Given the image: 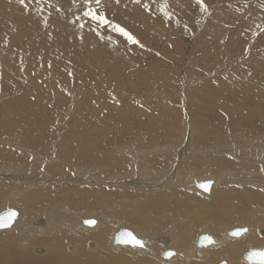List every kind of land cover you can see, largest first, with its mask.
I'll return each mask as SVG.
<instances>
[{"label": "rangeland", "instance_id": "obj_1", "mask_svg": "<svg viewBox=\"0 0 264 264\" xmlns=\"http://www.w3.org/2000/svg\"><path fill=\"white\" fill-rule=\"evenodd\" d=\"M203 2L207 8L204 12L195 0H140L139 3H134L133 0H101V7L95 5V0H91L90 5L86 4L85 0H25L23 5L17 0H0V149L9 150L20 157L19 161L9 162L12 163L11 170L0 168V183L15 181L19 184L5 193L10 196L17 192L11 204H5L4 195L1 196L0 210L6 205L20 212L25 206L28 207L30 197H25L24 194L30 192L33 185L29 181L17 180L18 176L14 174H27L28 169L33 167L35 176H41V173L46 176V179H34L38 186H59L64 184L63 182H69L70 186L77 188L76 192L64 193L65 195L56 193L54 198L52 194V197L39 196L36 186L31 191L34 193L30 196L36 197L44 209L51 210L47 205L52 201L56 202L59 206L57 208L56 205V211L61 214L60 217L56 216L58 220L75 219L76 216L72 212L97 208L102 205L101 200L105 202V199L101 198V192L107 193L114 187L125 194L128 192L118 199L122 204H130L129 208L121 206L122 209L128 210L131 206H138L141 201L139 196L144 195L145 191L151 197L155 193V187L159 191L173 187L170 199L175 201L172 202L174 207L181 206L178 217L182 219L171 220L174 222L172 226L168 224L165 229H158L154 221L148 224V228L142 227L146 226L142 219L143 213H137L134 218L125 215L114 217L109 223L108 244L113 246L111 248H128L111 243L112 232L118 227L132 229L138 237L145 240L144 248L154 251L157 248L161 251L169 247L176 252H186L178 249L175 241L167 246L159 241L160 237L168 233L167 236L173 238L172 231L176 234L180 229L191 235L184 244L186 248L193 245L195 236L201 231H208L213 235L209 229L214 227L215 231L219 235L222 232L223 236L226 228L247 227L244 223L249 222L252 225L250 234L254 233L253 236L264 239V200H258L254 194L249 196L248 193L264 192V0ZM162 4L166 5V11L169 13L167 17L160 11ZM88 6L97 8L98 13L103 10L107 19L124 27L139 44H129L110 27L101 28L90 18L84 17L83 11ZM48 111V115L43 114ZM18 112L26 113L27 117L19 115ZM37 123L38 126L32 129L31 133H36V129L42 126L47 134L50 133V137L44 138L42 147L37 146L36 142L31 143L32 145L26 144L18 140L17 135L3 138L6 134L9 135L7 131L15 133L19 128L22 131L26 127V131L30 132ZM136 126H140L142 130L133 132L132 135L130 131ZM120 128H129L130 135L134 137L131 141L124 137V140L128 139L129 147L123 146L125 149L122 151H118L117 147H110L112 143L105 140V136H109L107 132L115 133ZM70 130L80 131L91 141L102 143L100 141L105 140L103 144L110 145L105 148V156L110 158L112 155V160L106 159L108 164L101 161V165H94L83 162L75 153L73 160L63 161L65 158L61 156L64 151L62 146L69 143H64L69 134L74 137L70 139L72 145H77L80 150L87 147L85 149L91 151L92 144L87 141L85 143L82 137L70 133ZM200 137L204 140L200 141ZM82 142L85 145L81 144ZM149 144L158 149H165L154 152L150 158L144 157L148 167L139 162L138 168L132 169L130 161H125L128 164L127 167L123 166V170L129 167L130 171L128 173L127 169V174L130 175L127 180L131 181L136 177L141 180V174H145L148 180L155 182L160 176L163 178L162 185L171 177L168 179L169 184H164L165 187L159 184L150 187L151 189L138 186L143 190L142 193L139 191L138 196L139 189L134 187L132 190L130 186H123L126 178L117 176L116 166L121 164L117 161L127 154L132 158V150L140 146H150ZM234 146L238 149L233 151ZM2 152L0 151V155H3ZM159 156L166 157L167 160L161 162L158 160ZM220 158L227 160V163H209L211 160L219 162ZM24 163L27 166L19 171L16 166ZM54 164L63 166L61 170L64 172L55 173L47 169ZM102 165L115 166L116 169L105 174L102 169L101 172L98 170ZM84 167L89 169L82 172ZM218 176H221V179L213 189H230V192L226 191L223 195L224 198L221 196L222 200L218 195L219 190L206 196L197 188L191 187L197 178ZM240 190H246V193H240ZM184 194L211 200L210 203L214 205L207 204L206 207L203 204H193L194 202ZM135 196H138V199ZM79 198L97 202L83 208L86 204L80 202ZM131 199L137 201L129 203ZM112 207L110 212L116 209ZM233 207L241 209L237 211L238 214L241 213L236 220L229 219L223 213V210L232 212L230 210H234ZM102 210L100 207V213L110 216V212L108 215L106 210ZM259 210L262 211L263 217L254 220L252 216H256ZM92 215L84 218L95 217L97 221L96 215ZM41 216L40 211L35 212L32 215V224L42 226L43 224L36 223L37 220L43 222ZM188 216H192V219ZM217 216L222 221L217 220ZM212 217L214 219H211ZM124 220L132 225L120 224ZM212 220L217 224H208ZM258 221L262 222V226L258 225ZM171 227L174 230L171 231ZM140 229L154 233L147 235ZM4 230L6 229L0 232H7ZM247 236L230 239L224 235L226 241L232 243ZM40 246L36 248L44 251V247ZM255 247H264V244L247 245L231 252L229 250V253H220L212 259H201L193 252L187 261L189 264H215L221 259L233 260L228 255L231 253L232 256V251H236L238 256L236 255L235 259L238 262L234 264H255L246 263L242 259L246 251ZM158 251V260L155 262L164 264V258L160 257L161 252ZM174 259L178 262L185 261L181 255ZM169 262L171 261L168 260V264Z\"/></svg>", "mask_w": 264, "mask_h": 264}, {"label": "bare ground", "instance_id": "obj_2", "mask_svg": "<svg viewBox=\"0 0 264 264\" xmlns=\"http://www.w3.org/2000/svg\"><path fill=\"white\" fill-rule=\"evenodd\" d=\"M130 26H131V23H130ZM69 41V40H68ZM67 43V42H66ZM61 44V43H60ZM63 44V43H62ZM68 44V43H67ZM70 44V43H69ZM67 47V46H66ZM29 49V48H27ZM157 59V58H156ZM90 60V59H89ZM148 60V58H147ZM84 75V74H83ZM72 79V78H71ZM90 79V78H89ZM97 84V83H96ZM147 87V86H146ZM77 96V95H76ZM74 100V99H73ZM19 101V100H18ZM100 101V100H99ZM21 103V102H20ZM131 104V103H130ZM7 107V106H6ZM10 108V106H9ZM8 108V109H9ZM30 108V107H29ZM12 109V108H10ZM16 111L18 110L17 108H15ZM6 110V109H5ZM1 112V111H0ZM20 113V112H18ZM6 114V112H5ZM45 115H48L49 114V111L48 112H45L43 113ZM134 114V113H133ZM2 115V114H1ZM0 115V116H1ZM7 115V114H6ZM19 115H22L24 117H27L26 116V113H20ZM36 115V114H35ZM5 116V115H3ZM11 116V115H10ZM38 116V115H37ZM42 116V115H40ZM7 117V116H6ZM33 118H36V117H33ZM32 118V119H33ZM41 118V117H40ZM43 118H44V115H43ZM13 119V118H12ZM9 120V119H8ZM4 122V121H3ZM8 122V121H7ZM35 122V121H34ZM1 123V121H0ZM11 123V122H10ZM248 123V122H247ZM2 124V123H1ZM4 124V123H3ZM26 125H27V122H26ZM33 125V124H31ZM38 126V123L36 125H33V128H28V130L30 129V132L26 131V127H24L21 130L18 129V132H13V133H9L8 131L6 133H8L9 135H5L3 138H10L12 136H16L18 138V140H22L24 143L26 144H29V145H32L31 143L34 144V142H36V145L39 146V147H42L43 145V141H44V138L45 137H50V133L47 134V131H45V127L42 126V127H39L38 129H36V133H31L32 129L34 130L35 127ZM76 128V126H75ZM124 128V127H123ZM130 128V127H129ZM117 129V132L115 133H109V136H105V140H108L109 142L112 143V146H109L110 147H117L118 148V151H122L124 150L123 149V146L125 147H129V144L127 143V140L128 141H131L134 137L132 136L133 132H136L138 133L139 131L142 130V128L139 126L136 128L132 127V130L130 131L132 135H130V132L129 130L130 129ZM8 129V128H7ZM85 129V128H84ZM83 129V130H84ZM89 129V128H88ZM107 129V128H106ZM148 129V128H147ZM93 130V129H92ZM116 131V129H114ZM14 131V130H13ZM56 131V130H55ZM88 132H90V130H86ZM95 131V130H93ZM103 132V131H102ZM144 132V131H142ZM178 132V131H177ZM5 133V132H4ZM70 133H75L76 136H80V138L82 137L83 140H85V143L86 141L91 143L92 146L91 147V151L88 152V150H86L85 148L87 147H83L84 149L80 148L77 146V145H72L70 143V139L74 138V137H71L70 134L67 135L65 137V142H69L67 144H64L62 146V148L64 149V151L62 152L63 154L61 156H63L62 158L64 159L63 161L65 162H70V160H73V157H74V154H78L80 156V160H82L83 162L85 163H94V165L96 164H100L101 161H105L106 162V159L111 161L112 160V155L110 156V158L108 156H105L106 151H105V148L108 146V145H105L103 144V142L105 141L103 138L104 141H101L102 143H99L97 141H91V140H88L89 137L87 136H83L80 131H76V130H70ZM84 133V132H83ZM106 134V132H104ZM146 133V132H145ZM148 133V132H147ZM215 133V132H214ZM52 134V132H51ZM125 134V135H124ZM209 134V133H208ZM98 135V134H97ZM103 135V134H102ZM148 135V134H146ZM183 135V134H182ZM99 136V135H98ZM135 136V135H134ZM184 136V135H183ZM202 136V135H201ZM103 137V136H102ZM124 137L128 138L126 140H124ZM142 137V136H141ZM146 137V136H145ZM52 138V137H51ZM100 138V137H99ZM136 138V137H135ZM190 138V137H189ZM201 140L200 141H203L204 139L202 137H200ZM199 138V139H200ZM139 139V138H138ZM149 139V138H148ZM187 139V138H186ZM136 140V139H135ZM146 140V139H145ZM189 140V139H188ZM74 141V140H73ZM81 141V140H80ZM234 142V141H233ZM79 143V142H77ZM184 143V142H183ZM197 143V142H196ZM74 144V143H73ZM81 144H84V142H82ZM126 144V145H125ZM138 145V142L136 143ZM135 144V145H136ZM66 145V146H65ZM80 145V144H78ZM85 145V144H84ZM132 145V144H131ZM130 145V147H131ZM147 145V144H146ZM150 145V144H149ZM184 145V144H183ZM222 145V144H221ZM89 146V144H88ZM237 146V145H236ZM234 146L232 149L233 151L234 150H237L238 148ZM241 146V145H240ZM82 147V145H81ZM134 147V146H133ZM141 147V146H140ZM138 148L137 149H134V151L132 150V158L129 157L130 154H127L125 155V157H122V159L120 160L118 158V161L119 163H121L120 165L115 166L114 167H108V166H104L102 165L101 168H99L98 170H100L101 172V169L103 171V173H111L112 171H114L115 169L118 171V175L117 176H120L119 178H126V180L124 181L123 183V186H130L132 187V190L133 188H137L139 189L140 186H145V187H153L155 185H160L161 187L164 186L165 183H167V185L169 184L168 182L170 180H168L167 178V181H164L163 184L161 185V182H162V177H159L156 178L155 182L152 181V180H148L145 176V174H141V176L143 177H140L142 178L141 180L139 179L138 180V177H136V179L134 180H131V181H128L127 180V176L130 177V175L127 174V168L126 170H123L125 169L123 166H126V164H128V162H125V161H130V168L132 169H137L138 168V164L139 162H141V164H145L146 167H148V164H146L145 159L146 157L147 158H150L151 155L154 154V152H159L160 150L162 149H158V148H155V146H147V147H143V148ZM189 147V146H188ZM96 148V149H95ZM171 151L173 150V147H171ZM24 149V148H23ZM101 149V150H100ZM165 149V148H164ZM163 149V150H164ZM182 149V147H181ZM79 150V151H77ZM86 150V151H85ZM108 150V149H107ZM162 150V151H163ZM0 151H3L2 154L3 155H0V159L2 158H6V159H3L2 161H0V165H3L5 164L4 166L0 167V168H4V169H10V165L12 164H9V162H16V161H19L20 160V157L16 156L15 154H12L11 152L6 151L4 149H0ZM109 151H112V150H109ZM116 150H113L112 152H115ZM185 151V150H184ZM215 151V149H214ZM167 152V151H166ZM180 152V151H179ZM237 152V151H236ZM111 153V152H110ZM121 153V152H120ZM123 153V152H122ZM178 153V152H177ZM249 153V152H248ZM113 154V153H112ZM165 154V153H164ZM123 155V154H122ZM162 155V154H160ZM164 156V155H163ZM184 156V155H183ZM250 156V155H249ZM45 157V156H44ZM69 157V158H67ZM145 157V158H144ZM49 158V157H47ZM109 158V159H108ZM221 159V158H220ZM75 160V159H74ZM120 160V161H119ZM152 160V159H150ZM149 160V161H150ZM157 160V159H156ZM158 160L161 161V162H164L166 159V157H162V156H159L158 157ZM157 160V161H158ZM215 160V159H214ZM222 160V159H221ZM218 160L219 162H215L214 161H209L210 164H215V165H222L221 163H227V160ZM124 161V163H122ZM72 162V161H71ZM7 163V164H6ZM107 163V162H106ZM109 163V162H108ZM107 163V164H108ZM116 165V164H115ZM19 166H23V167H19ZM27 166V164H21V165H18L16 166V168L19 169V171L21 170L20 168H25ZM150 166V165H149ZM30 167V166H29ZM61 167L63 166H57V164H54L53 166L50 165L49 168V171L51 172H59V171H63V169L61 170ZM86 167V166H85ZM83 169L82 172H85L86 169H89V168H85ZM91 167V166H90ZM94 167V166H93ZM100 167V166H99ZM127 167V166H126ZM64 168V167H63ZM15 169V168H13ZM16 170V169H15ZM40 170V169H39ZM80 170V169H79ZM97 170V171H98ZM112 170V171H111ZM32 171V172H31ZM81 171V170H80ZM79 171V172H80ZM155 171V170H153ZM27 172V171H26ZM34 170H33V167H30L28 169V172L27 174L26 173H18V174H14L15 176H18L17 177V180L19 181H29L31 182V185H33V189H34V186L36 190H38V193H39V196H44V197H48L51 196V194L53 195V198L55 196V194H66V193H70V192H76V187H73V186H70V183L69 182H63L64 184H60L59 186L55 185V184H49V185H39L38 186V183L36 182V180L34 179H38V178H41L43 177V179H46L45 175L43 173H41V176L40 175H36L33 174ZM64 172V171H63ZM78 172V173H79ZM99 172V171H98ZM12 173V172H11ZM54 173V174H55ZM76 173V172H75ZM128 173H130L129 169H128ZM132 173V171H131ZM136 173V172H134ZM133 173V174H134ZM158 174V172H156ZM58 174H61V173H58ZM92 174V173H91ZM137 174V173H136ZM140 173L138 172V175ZM226 174V173H225ZM223 174V176L225 175ZM230 174V173H228ZM248 174V173H247ZM3 175H7V174H3ZM9 175V173H8ZM28 175V176H27ZM57 175V174H56ZM161 175V174H160ZM222 175V174H221ZM232 175V174H231ZM12 176V175H10ZM78 179L81 177V174L78 175ZM38 177V178H36ZM226 178V177H225ZM14 179V178H13ZM28 179V180H27ZM31 179V180H29ZM58 179V178H57ZM77 179V178H76ZM203 180V179H207V178H197L195 179L193 182H192V185L191 187H193L194 189L197 188L196 187V182L199 181V180ZM212 185H211V188H210V192L209 193H205L201 190L198 189V191L200 192H203L204 195L206 196H209L211 195L213 192L219 190V198H221V196L223 197V195H225L226 191L230 192L229 190H226L224 188H221V187H218L216 188L215 190L213 189L214 186L216 187V184H217V181H219L221 179V176H218L216 178H212ZM69 180V179H68ZM89 180V179H87ZM6 181V180H5ZM38 181V180H37ZM41 181V180H40ZM143 183H146V185H144ZM254 184V183H253ZM256 184V183H255ZM119 185H122V184H119ZM166 185V184H165ZM19 184L18 183H15L14 182H11V181H6V182H3V183H0V198L2 195L3 196V200H4V203H10V202H13V198L14 196H16V193L17 192H14L12 193L10 196H6L5 193H8L10 192L11 190H13L14 188L18 187ZM139 186V188H138ZM165 187V186H164ZM123 188V187H121ZM120 188V189H121ZM170 188V187H169ZM166 189L165 191L164 190H161V191H164V192H161L159 190L156 189L155 187V193H153V195L150 197V195L146 194L147 192L145 191L143 194L144 195H141L139 196V191L142 193L143 190H137L138 193L137 195L139 196V200L141 198V201H139L138 203V206H131V209L128 210V209H122L121 206H124L128 208L130 207L129 205H127V203H124L122 204V202L120 203V201L118 200L119 198L123 197L125 193H123V191H120L119 189H116L114 187L111 188V190H108V192L106 193V191L104 192H101L103 193V197H101L102 199H105V202L103 200H101V204L100 206H98L97 208H90V209H80L78 211H75V212H72V214L74 216H76L75 219H64V220H58L56 218V216L60 217L61 214L56 211L58 209H56V205L55 204L56 202H53L52 203H49L47 206L51 208V210L47 209V208H43V206H41V204H39L38 202V199L36 197H32L30 195H33L34 192H31L32 190H30V192L24 194V196H29L27 197L29 199V202L30 204H28V207L25 206V208H23V211L20 212L18 211V214L12 224V226L10 228H6V230L4 231H7V232H0V264H156V259L158 260L157 258V253L156 251H158V248L156 251L153 250H149V249H145V248H134L130 245H122V246H128L127 249H122V248H111L113 246H109L108 244V236L110 234V231H109V223L110 221L114 220L113 218H117V217H120L122 215H125L127 217H130V216H136L137 213H143L144 214V217L142 218L143 219V223L146 224V226H142L144 228H148V224L151 223V221H154L155 222V226L156 228L158 229H165L166 227H168V224H173L174 222L171 221V220H177L178 218L179 219H182L181 217H178V214L179 213V207H174L173 206V203H175V201H173L172 199H170V192L172 191V188L170 189ZM85 189V188H84ZM101 189V188H100ZM151 189V188H150ZM35 190V191H36ZM131 190V189H130ZM136 190V189H135ZM89 191V190H88ZM96 191V190H95ZM103 191V190H102ZM128 191V190H127ZM125 191V192H127ZM178 191V190H177ZM181 191V190H180ZM234 191V190H231V192ZM91 192V191H90ZM94 192V191H93ZM99 192V191H98ZM161 192V193H159ZM243 193L245 192L246 193V190H240V193ZM37 193V195H38ZM79 193V192H78ZM81 193V192H80ZM84 193V192H83ZM86 193V192H85ZM128 193V192H127ZM127 193L125 195H127ZM132 193V192H131ZM135 193V192H134ZM181 193V192H180ZM248 193L249 196H253L254 194V197L258 198V200H264V192L262 193V191H257L256 193H253L251 191H249ZM64 194V195H65ZM72 194V193H71ZM99 194V193H98ZM130 194V193H129ZM214 194V193H213ZM244 194V193H243ZM18 195V194H17ZM92 195V194H91ZM94 195V194H93ZM131 195V194H130ZM129 195V197H130ZM136 195V193H135ZM186 196V198H188L189 200L192 201L193 204H203L204 206H206L207 204H210V205H214L212 203H210L211 200H204V199H201V198H195V197H192V196H189L188 194H184ZM192 195V193H191ZM20 196V195H19ZM36 196V195H34ZM72 196V195H71ZM74 196V195H73ZM80 196V195H78ZM138 196H135L136 198ZM248 196V198H249ZM52 197V196H51ZM69 197V196H68ZM88 197V196H87ZM91 197V196H89ZM204 197V196H203ZM83 198V197H82ZM131 198V197H130ZM133 198V197H132ZM152 198V199H150ZM208 198V197H207ZM224 198V197H223ZM45 199V198H44ZM43 199V200H44ZM51 199V198H50ZM56 199V198H55ZM125 199V198H123ZM122 199V200H123ZM138 199V198H137ZM212 200H214L212 198ZM218 200V199H217ZM222 200V198L220 199ZM1 201V199H0ZM57 201V200H56ZM79 201L80 202H83L86 204V207H83V208H88L89 206L94 205L96 204V202L94 203L93 200H88L86 201V198L84 199H80L79 198ZM86 201V202H85ZM100 201V200H99ZM132 201H137L136 199H131L129 201L132 202ZM216 201V200H214ZM224 201V200H223ZM26 202V201H25ZM173 202V203H172ZM217 202V201H216ZM215 202V203H216ZM27 203V202H26ZM25 203V204H26ZM133 203V202H132ZM135 203V202H134ZM179 203V202H178ZM244 203V202H243ZM247 203V202H246ZM11 204V203H10ZM100 204V203H99ZM217 204V203H216ZM220 204V203H219ZM222 204V203H221ZM13 205V204H12ZM62 205V204H61ZM83 205V204H82ZM58 206V205H57ZM70 206V205H68ZM114 207L116 209H114L113 211H109V209L111 207ZM217 206V205H216ZM220 206V205H219ZM7 207V205H6ZM62 207V206H61ZM100 207L101 209H103L104 211L106 210V213H108L109 215V212H110V216H105V214L103 215L102 212L100 213L99 210H100ZM112 207V209H113ZM207 207V206H206ZM59 208V206L57 207ZM70 208V207H69ZM78 208V207H77ZM215 208V207H214ZM222 208V207H220ZM261 208V207H260ZM4 209V208H3ZM61 209V208H60ZM65 209V208H64ZM205 209V208H204ZM207 209V208H206ZM225 209V208H224ZM234 209V207H233ZM244 209V208H243ZM264 209V208H263ZM102 210V211H103ZM209 210V209H208ZM215 210V209H214ZM217 210V209H216ZM241 210L240 208L237 209L235 208L234 210H230L232 212H226L225 210H223L224 212V216H227L229 219H233V220H236L237 216L240 217V213L238 214L237 211ZM1 211V210H0ZM37 211H40L42 216L41 218H43V222L42 221H39L37 220L36 223L37 224H43L42 226H36V225H33L31 220H32V215L37 212ZM210 211V210H209ZM220 211V210H219ZM218 211V212H219ZM252 211V210H251ZM260 211V210H259ZM216 212V211H215ZM192 213H194L192 211ZM204 213V212H203ZM217 213V212H216ZM254 213V212H253ZM20 214V216H19ZM71 214V213H70ZM96 215L97 217V221L94 218H84V216H88V215ZM207 214V213H206ZM205 214V215H206ZM92 215V216H93ZM188 215V213H187ZM186 215V217H187ZM263 213L262 211L258 212L256 214V216H252L254 217V220H258L260 217H263L262 216ZM143 216V215H142ZM196 216V215H195ZM200 216V214H199ZM209 216V215H208ZM91 217V216H90ZM139 217H141V215H139ZM192 216H188V218L190 219ZM210 217V216H209ZM134 218V217H133ZM137 218V217H136ZM195 218V217H194ZM199 218V217H198ZM201 218V217H200ZM226 218V217H225ZM243 218V217H242ZM246 218V217H245ZM264 218V217H263ZM262 218V219H263ZM84 219H94L96 221V223L92 226H88V227H92V228H85V225L84 227H82L81 225H84L83 223V220ZM139 219V218H138ZM178 219V221H179ZM192 219V218H191ZM209 219V218H208ZM211 219H214L213 217ZM217 220H221L218 216L216 218ZM241 219V218H240ZM250 219V218H249ZM205 220V219H204ZM247 220V219H246ZM245 220V221H246ZM253 220V219H252ZM139 221V220H138ZM145 221V222H144ZM177 221V222H178ZM182 221V220H181ZM185 220H183L184 222ZM195 221V220H194ZM222 221V220H221ZM220 221V222H221ZM244 221V220H243ZM249 222V220H247ZM246 221V222H247ZM259 222V221H258ZM120 223V222H119ZM140 223V222H139ZM191 223H193L191 221ZM198 223V220L197 222ZM120 224H129V225H132L130 222L124 220L122 221ZM182 224V223H181ZM208 224L212 225V224H217L216 222L214 223V221H210ZM220 224V223H219ZM243 224V223H242ZM253 224V223H252ZM154 225V224H153ZM180 225V224H179ZM184 225V223H183ZM197 225V224H196ZM199 225V223H198ZM244 225H248L247 226V229L248 231L246 233H244L243 235L241 236H238V237H231V236H228L227 235V231L228 229H230L231 227H228L224 230V235L225 237L227 238H230V239H235V238H239V237H243L245 235H248L246 238L242 239V240H239L238 242H235V243H232V242H229V241H226V238L224 237V235L222 236V232L220 233L221 235H219V233H217L215 231L216 228L214 227H211L209 230L213 233V235L210 233V235L212 236L213 238V243L207 245V246H204V247H198L196 245V242H197V239L199 237L200 234L202 233H207L209 234L208 231H201L199 232L194 240H193V245L186 248L184 246V244L189 240V238H191L190 234L189 233H185V231H182L183 229H180V232L178 233H173L172 230H174V226L171 227V231H172V235H173V238H170V236H167V235H164L162 237L159 238V241L161 240L162 243H166L165 245H169L170 242L172 241H175L176 243V246L178 249L180 250H186V252L184 253H180L179 250L176 252L175 250L174 251V256L169 258V260L171 262H169V264H180V261H181V264H189V261H187L188 257L191 256V254L194 252V253H197L199 257H201V259H212L214 256H218L220 253H223V252H226V253H229V250L231 252V250H238L240 247H243V246H247V245H258V244H264V239L263 238H258V236H253L254 233H251L250 234V222L249 223H244ZM260 226H262V222L259 224ZM172 226V225H171ZM181 226V225H180ZM189 226V225H188ZM140 227V226H139ZM254 227V225H253ZM121 227H118L116 230H114L112 232V235H111V243L114 244V245H121V244H115L113 239H114V234L115 232ZM127 228V227H126ZM222 228V227H221ZM252 228V227H251ZM263 228V227H261ZM260 228V229H261ZM130 229V228H129ZM176 229V227H175ZM178 229V228H177ZM132 230V229H131ZM142 231H145V233L147 235H152V233H154L153 231H146L145 229H140ZM179 230V229H178ZM220 230V229H219ZM252 230V229H251ZM133 231V230H132ZM136 231V230H135ZM257 231V229H256ZM134 232V231H133ZM140 232V231H139ZM262 232V231H261ZM264 232V231H263ZM39 233V234H38ZM136 234V232H134ZM163 233V232H162ZM137 235V234H136ZM159 236V235H157ZM156 236V238H157ZM148 237V236H147ZM143 238V237H142ZM140 238V239H142ZM149 238V237H148ZM155 238V237H154ZM144 239H146V237H144ZM143 240V239H142ZM151 240V239H150ZM153 240V239H152ZM145 241V240H144ZM156 241V240H155ZM110 242V241H109ZM146 243V242H145ZM149 243V241H148ZM38 245H41L44 247V251L40 249H38V247L36 248V246ZM147 245V244H146ZM156 245V244H155ZM154 245V246H155ZM40 246V247H41ZM130 246V247H129ZM39 247V248H40ZM42 248V247H41ZM153 248V247H152ZM210 248V249H209ZM256 248V247H255ZM258 248V247H257ZM260 248H264V247H260ZM169 250L171 248L169 247H165L164 249H162L161 251H158L162 253V251H165V250ZM251 249V248H250ZM37 250V251H36ZM247 252V251H246ZM245 252V253H246ZM159 253V254H161ZM236 251H232V256H231V253L230 256L233 260H230V258L228 259H225L226 260V264H234L235 262H238L235 257L238 256V254H235ZM238 253V251H237ZM240 253V251H239ZM244 253V255H245ZM196 254V255H197ZM177 255H181L184 257L185 261H182V260H179V262L177 261V259H174ZM237 255V256H236ZM243 255V256H244ZM160 257L163 258V256L161 255ZM179 257V256H178ZM181 259V258H180ZM190 259V258H189ZM243 261H245L246 263H248L244 257L242 258ZM222 260V259H221ZM158 262V261H157ZM185 262V263H184ZM206 264V263H205ZM214 264V263H213ZM215 264H217V262H215ZM238 264V263H237Z\"/></svg>", "mask_w": 264, "mask_h": 264}, {"label": "snow or ice", "instance_id": "obj_3", "mask_svg": "<svg viewBox=\"0 0 264 264\" xmlns=\"http://www.w3.org/2000/svg\"><path fill=\"white\" fill-rule=\"evenodd\" d=\"M17 2L21 5L25 3V0H17ZM134 3H139L140 0H133ZM86 4H91V0H85ZM195 3L199 5L200 10L202 12L207 11V8L203 2V0H195ZM95 5L97 7H101V0H95ZM147 7V5H145ZM160 11L167 17L169 13L166 11V5L162 4L160 6ZM83 16L90 18L92 21L96 22L101 28L108 26L111 28L112 31L119 33L122 37L126 39V41L129 44H139V41L124 27H121L117 23H112L109 19L106 18L105 13L103 10L97 12V8H93L91 6H88L83 11ZM82 28L83 25H80ZM99 35V33H97ZM142 46V45H141ZM71 75V73H69ZM212 184L211 180H207L204 182H197V187L202 189L204 192H208L210 190V186ZM17 213L12 209H7L4 211H0V228H7L11 226L12 222L16 218ZM86 225L92 226L96 223L93 219H86L84 221ZM248 231L245 227H240L235 229L231 232V235L233 237L241 236L242 234L246 233ZM204 241H207L209 244L213 243L212 238L210 236H203L201 238V243ZM116 242L121 245H130L134 248H144L145 247V241L142 239L137 238L136 235L133 234L131 231H123L116 237ZM161 255L164 258V264H168L169 258L173 257L175 254L172 251H162ZM245 259L248 261H254L255 264H264V250H250L246 256Z\"/></svg>", "mask_w": 264, "mask_h": 264}, {"label": "water", "instance_id": "obj_4", "mask_svg": "<svg viewBox=\"0 0 264 264\" xmlns=\"http://www.w3.org/2000/svg\"><path fill=\"white\" fill-rule=\"evenodd\" d=\"M207 180H211L212 181V179L211 178H207V179H203V180H199V181H197V182H204V181H207ZM197 182H196V187H197ZM212 185V184H211ZM210 188H211V186H210ZM197 189H199V190H201V191H203L202 189H200V188H198L197 187ZM204 192V191H203ZM210 192V190L208 191V192H205V193H209ZM12 209V210H14L17 214H18V209H16V208H14V207H11V206H8V207H5L4 209H2L1 211H4V210H7V209ZM15 220V219H14ZM86 219H84L83 220V223H84V221H85ZM94 220V219H93ZM14 222V221H13ZM13 222H12V224H13ZM12 224H11V226H12ZM84 225H86L85 223H84ZM11 226H9V227H11ZM87 226H89V225H87ZM9 227H7V228H9ZM237 228H240V227H231L230 229H228V231H227V235L228 236H231V237H233L232 235H231V232L232 231H234L235 229H237ZM245 228H247V227H245ZM2 229H6V228H0V230H2ZM123 231H131V232H133L131 229H129V228H126V227H121V228H119L116 232H115V234H114V239H113V241H114V243L115 244H117V242H116V237L121 233V232H123ZM133 234L134 235H136L134 232H133ZM205 235H207V236H210L211 238H212V236L210 235V234H207V233H202V234H200L199 235V237H198V239H197V242H196V245L198 246V247H204V246H207V245H209V243L207 242V241H204L203 243H201V238L203 237V236H205ZM243 235V234H242ZM137 236V235H136ZM137 238H139L140 239V237H138L137 236ZM212 241H213V238H212ZM167 250V249H166ZM165 250V251H166ZM250 250H264V248H253V249H250ZM250 250H248L246 253H245V255H244V259H245V256H246V254L250 251ZM167 251H172V252H174L172 249H169V250H167ZM246 260V259H245ZM248 263H255L254 261H248V260H246ZM217 264H226V260L225 259H222V260H220V261H218L217 262Z\"/></svg>", "mask_w": 264, "mask_h": 264}]
</instances>
